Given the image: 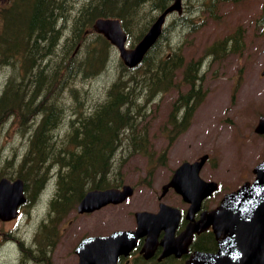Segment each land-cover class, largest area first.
I'll return each instance as SVG.
<instances>
[{
  "label": "trees",
  "instance_id": "trees-1",
  "mask_svg": "<svg viewBox=\"0 0 264 264\" xmlns=\"http://www.w3.org/2000/svg\"><path fill=\"white\" fill-rule=\"evenodd\" d=\"M172 1L9 0L0 5V67L5 71L0 130L14 122L28 139L21 158L16 161L14 154L0 166V177H13L10 168L17 167L16 176L25 179L29 191L27 204L39 200L55 164L60 166V186L51 205L53 217H62L76 207L87 189L119 183L113 177L120 176L117 163L121 165L125 152L141 153L152 161L149 128L142 121L151 102L171 90L178 94L162 127L169 143L192 125L207 94L203 59L186 60L183 46L172 45V49L169 37L172 25H192V15L177 16L166 26L137 67L130 69L119 59V72L104 97L88 103L86 91L77 84L79 79L99 75L114 58L115 47L93 30L96 19L120 18L133 45ZM222 1L228 0H202L195 7L208 4L214 10ZM149 9L155 13L148 17ZM243 35L237 27L212 43L205 57L217 59L241 51ZM164 40L170 49L164 47ZM65 91H71V104ZM164 158L161 154L158 162ZM46 241L31 246L21 241L23 260L39 257L46 263L44 249L54 243Z\"/></svg>",
  "mask_w": 264,
  "mask_h": 264
},
{
  "label": "rangeland",
  "instance_id": "rangeland-1",
  "mask_svg": "<svg viewBox=\"0 0 264 264\" xmlns=\"http://www.w3.org/2000/svg\"><path fill=\"white\" fill-rule=\"evenodd\" d=\"M198 1L202 0H183V11L192 15V25L177 29V24H174L170 28V44L176 46L181 43V52L186 60L205 59L208 45L232 34L237 27L244 35L240 52L208 60L204 67L207 94L196 110L190 128L169 143L162 127L178 93L171 90L151 102L142 125L149 128L154 159L150 161L144 154H127V151L121 156L124 157L121 165L117 163L123 183L135 185L134 194L123 203L107 205L90 213L73 210L55 221H51L55 215L51 200L60 186V166L53 165L51 178L41 198L34 204L21 206L16 218L9 221L0 219V264H46L39 257L24 261L20 242L23 240V245L31 246L47 239L54 240L48 249L51 254L49 264H77L75 247L82 237L108 234L119 228H134L135 211H156L161 201L162 185L174 170L183 161H193L204 153L210 157L200 172L201 176L221 185L220 190L207 201L211 207L219 203L224 193L236 189L245 180L255 178L253 168L264 158V135L255 131L260 115L264 114V0L222 1L214 10L208 4L195 7ZM8 2L0 0V5ZM152 13L155 12L149 9L145 15L149 17ZM174 18L172 16L170 22ZM163 43L167 50L170 49L166 40ZM173 46L172 49L175 48ZM119 59L115 50L114 58L99 75L77 81L86 91L88 103L104 97L119 72ZM2 70L1 66L0 91L5 79V71ZM63 94L71 104V91ZM27 142V134L17 131L14 122L1 129L0 166H5V161L14 154L16 161L21 158L28 147ZM161 154L165 158L160 163ZM150 164L155 168L148 173ZM10 169L15 177L17 167ZM62 185L66 187L67 184L62 182ZM162 200L175 205L177 197L170 195ZM50 227L55 229L53 234L48 232Z\"/></svg>",
  "mask_w": 264,
  "mask_h": 264
},
{
  "label": "water",
  "instance_id": "water-1",
  "mask_svg": "<svg viewBox=\"0 0 264 264\" xmlns=\"http://www.w3.org/2000/svg\"><path fill=\"white\" fill-rule=\"evenodd\" d=\"M182 10V0L171 2L157 15L141 39L131 47L127 45L129 37L119 18L99 17L93 28L116 46L128 67L134 68L144 60L162 35L169 15L175 11L182 13ZM255 130L264 134V115L259 117ZM208 157L209 154L205 153L195 161H184L165 186H174L191 203L187 212V218L190 219L201 208L204 198L218 189L216 181H208L200 176ZM254 172L256 178L252 182L247 181L237 190L227 193L216 208L203 211L200 219L190 220L179 236L174 233L181 218L180 210L161 202L157 212H136V229H118L110 234L83 238L76 247L78 264H117L119 256L128 255L138 244L139 237L145 234L149 235L148 242H153L149 253L151 254L162 229L167 232L162 241L163 256L171 253L181 255L187 251L194 232L209 226L213 227L217 236L218 250L198 251L186 264H264V160L255 166ZM133 192L134 188L130 184L122 188L89 190L79 202L78 211L90 212L111 202H122ZM26 201L25 182L21 177L0 178V219L10 220L16 217L19 206Z\"/></svg>",
  "mask_w": 264,
  "mask_h": 264
},
{
  "label": "flooded vegetation",
  "instance_id": "flooded-vegetation-1",
  "mask_svg": "<svg viewBox=\"0 0 264 264\" xmlns=\"http://www.w3.org/2000/svg\"><path fill=\"white\" fill-rule=\"evenodd\" d=\"M169 180H170V178H169ZM165 184L162 185L163 190L165 188ZM165 189H166L165 193L161 194V200L163 197L175 195V197H177V202L175 203V205L178 206L182 212L179 225L175 230V235H178L186 228V226L189 222V219L187 218L186 213H187V210L189 208L190 203L183 200L182 196L179 193H177L173 187H167ZM212 196H210V197H212ZM209 198H207L203 202L201 210L211 208V206L208 205V203H207ZM201 210L195 214V216H194L195 219H198L200 217ZM165 234H166L165 230H161L159 232L158 244H157V246H156V248H155V250L151 256H149V257L146 256V254L149 253L150 251H149V249H147L145 247L146 238H147V235H145V236H142L140 238L139 244L131 251L129 256H121L120 257L118 264H185L186 260L193 253H195V251H197V250H213L214 251L218 247V241H217V238H216L212 228H208L204 231L194 233L193 238H192V242L190 243V245L188 247V251L184 252L181 255H176V254L172 253V254L167 255V256H162L163 251H164V247L161 244V241H162L163 237L165 236Z\"/></svg>",
  "mask_w": 264,
  "mask_h": 264
}]
</instances>
